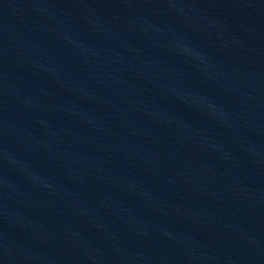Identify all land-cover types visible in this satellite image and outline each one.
I'll return each instance as SVG.
<instances>
[{"label":"water","instance_id":"water-1","mask_svg":"<svg viewBox=\"0 0 264 264\" xmlns=\"http://www.w3.org/2000/svg\"><path fill=\"white\" fill-rule=\"evenodd\" d=\"M0 264H264V0H0Z\"/></svg>","mask_w":264,"mask_h":264}]
</instances>
